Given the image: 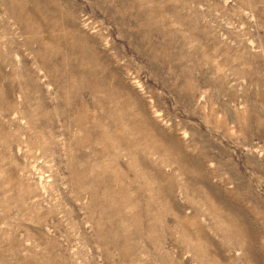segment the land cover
Masks as SVG:
<instances>
[{
  "label": "rangeland",
  "instance_id": "obj_1",
  "mask_svg": "<svg viewBox=\"0 0 264 264\" xmlns=\"http://www.w3.org/2000/svg\"><path fill=\"white\" fill-rule=\"evenodd\" d=\"M0 264H264V0H0Z\"/></svg>",
  "mask_w": 264,
  "mask_h": 264
}]
</instances>
